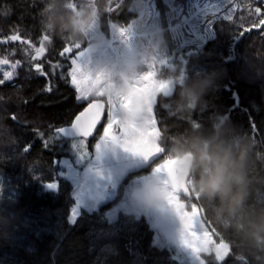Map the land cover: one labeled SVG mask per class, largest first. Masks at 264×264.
Listing matches in <instances>:
<instances>
[{"label":"trees","instance_id":"16d2710c","mask_svg":"<svg viewBox=\"0 0 264 264\" xmlns=\"http://www.w3.org/2000/svg\"><path fill=\"white\" fill-rule=\"evenodd\" d=\"M235 1L239 8L231 20L215 16L213 36L193 48L185 47L186 55L178 57L179 44L170 26L182 20V12L169 11L165 0H156L160 23L171 49L176 48V72L181 78L211 72L217 87L205 96L203 109L185 112L173 106L176 85L168 95L156 97L153 112L159 125L161 152L147 165L128 173L118 187L117 198L92 209L84 208L72 221L74 187L61 174V161L69 159L83 171L92 158L94 139L86 140L83 150L88 152L81 163L72 152L69 137L53 134L46 145L44 139L49 125H70L87 102L77 101L75 88L59 76L53 78V92H43L45 80L29 67L34 48L40 46L44 35L50 37L45 42V58L70 63L59 57L67 43L42 27L41 0H0V60L9 61L0 66V78L4 71L11 70V64L21 62L13 79L0 85V264H190L188 255L169 242L145 213L138 214L123 207V203L135 178L151 174L163 163L171 145L189 128H209L215 114L226 115L255 141L260 159L252 172L257 189L252 202H264V25L252 27L264 20V0ZM182 2L186 12V0ZM256 7H261L260 15L255 13ZM113 8L102 17L105 32L109 20L119 19L124 24L135 15L125 5L114 4ZM16 33L21 40H6ZM84 48L73 49V54ZM81 146L76 145V150L81 151ZM53 178L59 182L57 190L47 187ZM193 202L203 208L199 201ZM186 208L191 210L190 205ZM203 217L212 234L215 230L216 242L223 239L230 245V255L215 264H264V251L241 245L214 224L205 211ZM202 256L211 261L214 253Z\"/></svg>","mask_w":264,"mask_h":264},{"label":"clouds","instance_id":"9594fccd","mask_svg":"<svg viewBox=\"0 0 264 264\" xmlns=\"http://www.w3.org/2000/svg\"><path fill=\"white\" fill-rule=\"evenodd\" d=\"M41 4L43 29L81 48L91 45L94 49L99 45L102 17L113 4L125 5L137 13V23L131 29H113L124 43L118 54L102 65L98 75L105 96L115 102L127 97L131 86L150 66H160L165 58L168 49L165 30L160 24L145 26L139 18L142 0H41ZM132 31L135 38L129 40ZM167 79L177 86L172 103L178 112L203 109L205 96L217 87L215 76L207 71L181 78L173 69ZM116 118L114 135L125 141L153 127L152 113L141 95L133 97L127 108H119ZM258 159L255 141L226 115L215 114L210 118L209 128H189L185 136L171 145L165 160L174 163L171 175L168 169L160 167L167 183L162 186L159 198L168 202L166 194L173 190L175 180L198 198L203 211L220 229L241 245L264 251V202H252V194L257 190L252 172Z\"/></svg>","mask_w":264,"mask_h":264},{"label":"rangeland","instance_id":"374dc122","mask_svg":"<svg viewBox=\"0 0 264 264\" xmlns=\"http://www.w3.org/2000/svg\"><path fill=\"white\" fill-rule=\"evenodd\" d=\"M186 3L187 9L185 12L186 7L182 0H165L169 11L182 12V20L170 26L171 29H174L173 35L179 44L177 47L178 57L187 53L184 50L185 47L189 48V45H191V48H193L211 38L213 36L212 23L215 16L222 15L224 9L233 6L232 4H227V0H186ZM233 4L238 3L233 0ZM139 18L145 23V26L156 24L162 26L160 23L161 12L156 0H142ZM210 20L211 22H209ZM120 21L119 19L109 20L108 32H105L100 26L98 30L99 45L94 49L89 45L80 51L77 62L80 68L93 78L99 75L102 71V65L111 56L118 54L121 45L124 43L119 32H114L113 29H131V26L137 23V13L135 12V15H132L127 23L123 24ZM134 38L135 32L132 31L128 39L132 40ZM170 44L171 42L168 40V49L164 58L167 63L156 67L159 78L164 80H168L167 77L170 70L174 69L176 71L177 68V63H175L176 48L171 49ZM171 84L173 87L174 84L172 82ZM92 98H96V96L90 97V99ZM101 98L107 101L106 96ZM114 130L116 131L115 126ZM157 138L159 139V133H157ZM158 139L155 140L157 144ZM70 140L73 142L71 146L73 154H76V157L80 159V163L83 162L88 150L78 151L75 146L83 145L84 142L79 137L70 138ZM86 140L85 145L87 144ZM93 143L92 158L83 171L80 172L69 159L62 158L61 161V174L66 179H69L74 187L73 195L76 203L72 208V212L75 211L76 215H70L72 221H75L84 208L92 209L100 203L117 198L118 187L128 173L133 169L147 165L151 159L161 152L160 150L146 157L143 154L126 150L125 139L122 136L110 134L108 137H104L103 129ZM163 163L156 167L151 174L135 178L134 186L129 191V195L127 193L124 197L123 207L130 208L138 214L145 213L152 224L159 229L169 242L188 255L190 264H200L196 255L181 243L182 223L175 209L169 202L161 201L159 198L162 186L167 183V178L160 172V167ZM206 227L214 244H218L219 241L216 242L207 223Z\"/></svg>","mask_w":264,"mask_h":264},{"label":"snow or ice","instance_id":"6c2138e0","mask_svg":"<svg viewBox=\"0 0 264 264\" xmlns=\"http://www.w3.org/2000/svg\"><path fill=\"white\" fill-rule=\"evenodd\" d=\"M227 4H232L231 8L223 10L222 18L224 20H231L233 13L239 8L238 4H233V0H227ZM112 7L109 12L114 11ZM257 15L262 12L261 7L254 9ZM211 22V20L209 21ZM264 25V20H260L259 24H253L252 27H260ZM251 29H246L250 31ZM122 31V30H121ZM243 33H241L242 35ZM19 33L13 34L6 38V40L18 41L21 40ZM50 40L49 35H44L39 47L34 48V55L30 57L29 67L39 77L45 80L43 92L52 93L56 84L54 77L59 76L60 80H64L70 83L76 90L77 101H88L87 106L83 111L79 112L67 126L68 129H74L80 134L81 140L84 142L81 146V151L85 147L86 138L92 137L94 130L97 125L101 123L102 114L105 110V105L99 100L92 99L90 97H105L103 89L100 88V78L97 76L93 78L86 72H84L79 64L78 57L80 52L73 54V49H79V44L67 43L62 50L59 51V57L63 58L64 61L70 63H63L61 60L46 59L45 54L47 52L46 43ZM29 43L30 41H24ZM33 61H39L32 63ZM167 60L161 61V64H166ZM7 59L0 60V65H8ZM21 66L20 61H16L11 64L10 71L3 72V78H0V85L13 79L16 69ZM66 69V70H65ZM70 78V79H69ZM172 84L168 80L160 79L155 66H150L149 71L145 72L129 90L127 97L122 98L119 102L113 101L107 97V124L103 127V136L108 137L110 134L114 135L118 120L116 118V112L119 108H127L133 97L141 95L145 98V102L148 105V110L152 113V125L153 127L147 131H141L136 136L125 141L126 150L149 156L155 152H159L161 149L158 144L155 143L157 133L159 132V125L155 122L153 112V102L156 97L161 95H168L171 91ZM15 119V117H13ZM67 129L60 126L49 125L48 137L44 139L46 145L52 138L53 134H61ZM30 145L25 147V150L30 149ZM174 163L172 160H165L162 167L169 170L171 175V166ZM173 190L166 194V198L170 205L175 209L181 223H182V234L181 243L182 245L190 249L193 254L196 255L200 264H215V262H223L230 255L231 249L229 243H226L223 239L218 244H214L212 237L209 235V230L206 227V222L203 217V208L193 201H198L197 197L191 195L190 191L182 186L177 185L173 180ZM47 186L50 188H57L58 182L53 178ZM189 200L191 202H189ZM186 205H190L191 211H187ZM199 213V214H198ZM70 215L75 216L76 213L73 211ZM71 222V221H70ZM215 234V230H213ZM214 253V256L212 254ZM202 254H208L212 256L211 261L204 258Z\"/></svg>","mask_w":264,"mask_h":264},{"label":"water","instance_id":"95a60500","mask_svg":"<svg viewBox=\"0 0 264 264\" xmlns=\"http://www.w3.org/2000/svg\"><path fill=\"white\" fill-rule=\"evenodd\" d=\"M95 100H99V101H101L102 103H104V105H105V110H104V113L102 114L101 123H100L99 125H97V128H96V129L94 130V132H93V136H94V137L97 136L98 131H99L100 128L104 125L105 120H106V115H107V103H106V101L103 100V99H101V98H96ZM86 106H87V104H86V105H85V106H84L79 112L83 111V109H84ZM79 112H78L77 114H79ZM77 114H76V115H77ZM76 115H75V116H76ZM74 118H75V117H74ZM73 120H74V119H73ZM68 126H70V125H68ZM63 128H66V129H67L65 132L62 133L64 136L69 137V138L80 137V134H79L76 130H74V129H68L67 126H66V127H63ZM86 139H92V137H89V138H86ZM57 182H58V181H57ZM47 187H48V186H47ZM58 187H59V182H58ZM58 187L55 188V189L50 188V187H48V188H49V189H52V190H57Z\"/></svg>","mask_w":264,"mask_h":264},{"label":"bare ground","instance_id":"6f19581e","mask_svg":"<svg viewBox=\"0 0 264 264\" xmlns=\"http://www.w3.org/2000/svg\"><path fill=\"white\" fill-rule=\"evenodd\" d=\"M79 215H80V214H79ZM79 215H78V216H79ZM78 216H77V218H78ZM77 218H76V219H77ZM76 219H75V220H76Z\"/></svg>","mask_w":264,"mask_h":264}]
</instances>
